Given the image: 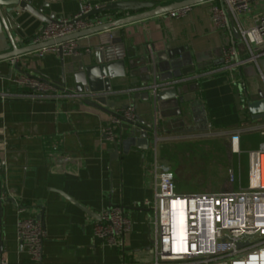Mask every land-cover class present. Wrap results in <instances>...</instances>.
Here are the masks:
<instances>
[{"label": "crops", "instance_id": "crops-1", "mask_svg": "<svg viewBox=\"0 0 264 264\" xmlns=\"http://www.w3.org/2000/svg\"><path fill=\"white\" fill-rule=\"evenodd\" d=\"M110 1L118 0H49L51 6L45 8V13L53 11L56 19H61L78 13L86 2ZM150 1L164 5L180 0ZM6 10L0 6V54L12 49V40L18 47L35 43L45 26L44 21L27 11ZM262 10L264 2L254 5L253 11L242 16L241 21L248 26ZM113 13L116 18L123 15ZM122 30L127 75L112 79L114 91L109 96L116 103L113 112L133 105L142 128L144 122L155 123L161 137L175 133L194 137L212 132L229 137L228 133L242 128L264 127V119H252L246 107L247 101L258 99L259 91H264V81L252 64L231 73L206 74L198 84H183V103L158 100L156 110L151 98L134 97L135 93L148 92L147 76L155 61L149 47L154 52L180 45L187 47L196 60L195 72L210 71L221 64L223 49L238 41V37L233 30L216 28L209 2L192 6L183 17L167 13L129 24ZM102 35L81 37L77 39V47L92 51L100 45ZM64 62L67 72L70 55H64ZM17 64L21 70L10 59L0 61V181L1 192L6 196L0 214L2 254L12 263L27 262L28 255L17 240L16 224L20 218L41 217L38 220L46 230L45 262H117L122 249L99 238L94 226L105 208L118 204L134 221L131 233L125 237V251L128 256L144 261L149 257L150 238L148 211L143 204L152 198L154 191L150 178V140L144 146L133 145L127 154L112 159L114 142L104 133L112 113L86 105L73 96L75 93L54 98L33 96L36 94L33 89L14 82L20 74H27L54 83L58 92L64 93L72 82L68 78V86L62 84L63 65L58 51L27 53L18 57ZM126 127L123 125V137L117 138L120 142L132 135L141 136V131L131 134ZM239 140L241 149L244 145V151H248L258 148L262 136L259 132L242 133ZM166 143L169 142L160 144L159 158Z\"/></svg>", "mask_w": 264, "mask_h": 264}, {"label": "built area", "instance_id": "built-area-1", "mask_svg": "<svg viewBox=\"0 0 264 264\" xmlns=\"http://www.w3.org/2000/svg\"><path fill=\"white\" fill-rule=\"evenodd\" d=\"M210 13L216 28L226 32L232 26L238 30V41L228 44L222 52L220 65L206 72H195L170 79L160 80V72L153 61L146 90L157 101L161 88L183 85L188 82L198 84L199 79L209 73L233 72L248 64L256 67L264 81V73L259 61L264 58V10L255 14L251 24L244 25L241 17L251 13L254 5L264 0H210ZM100 4L86 2L78 13L59 19L44 26L34 39L35 43L61 38L81 30L91 28L116 18L113 12L100 17H84ZM192 7H184L170 12L174 17H183ZM77 39L62 44L65 55H70L77 47ZM58 51V45L42 50ZM149 50L154 59V51ZM155 60V59H154ZM12 65L18 63V57L10 59ZM14 82L33 89V96L54 98L60 95H72L67 90L58 92L54 83L27 74H20ZM4 95V94H3ZM102 93H75L73 96L83 101L100 96ZM123 125L132 131H142L135 107L128 105L114 111L107 126L105 136L113 141L123 137ZM120 129V130H119ZM149 140L152 152L151 183L153 196L146 200L143 207L148 211L150 253L144 261L132 258L125 251V237L131 233L134 221L126 214L122 205L105 208L96 221V235L120 249L121 259L108 263L84 264H264V127H248L230 132L231 150L238 157L242 154L240 134L259 132L262 136L258 148L247 151V185L242 184L240 165L231 166L227 171L230 188L217 192H180L177 190L176 174L173 167L163 166L159 158L162 142L184 141L191 138L189 133H175L167 137L159 136L155 123L150 126ZM6 196L0 193V209ZM17 240L28 255L27 262H10L0 252V264H50L43 258V241L46 230L36 218H20L16 224ZM3 225L0 219V239Z\"/></svg>", "mask_w": 264, "mask_h": 264}, {"label": "water", "instance_id": "water-1", "mask_svg": "<svg viewBox=\"0 0 264 264\" xmlns=\"http://www.w3.org/2000/svg\"><path fill=\"white\" fill-rule=\"evenodd\" d=\"M208 1L210 0H180L164 5L157 4L155 1L150 0L110 1L101 4L99 8L93 9L84 17L98 18L101 14L108 12H119L123 15L61 38L27 44L21 47H18L12 40V49L5 53H1L0 61L39 51L53 45H58V54L61 57V63L63 65L62 84L64 86H68V78L71 79L72 82V85H69L67 91L70 93H102L100 96H96L91 99H84L83 102L86 105L114 114L112 110L116 108V103L114 101H110L109 96V94L114 91L112 79L125 77L127 75L126 49L124 42L125 36L122 28L135 22L165 15L184 7H192ZM0 6H5L7 8L6 11L10 13L27 11L41 21H44L45 26L59 20L56 19L55 12L51 11L49 14L45 13V8L51 6L49 0H0ZM232 29L235 37H238L239 33L235 25L232 26ZM98 33H103L101 36V42L100 45L95 46L92 51L82 50V52L77 53L76 48L72 49L70 54V67L66 72L64 62L65 53L62 44ZM154 53V59L156 61L157 70L160 72L161 81H168L183 75L193 74L196 71V60L194 55L191 50L183 45L168 47ZM259 64L264 73V58L259 61ZM15 68L17 70H21L18 64L15 65ZM149 79L148 75L147 80ZM259 96L260 97L258 99L249 100L246 103L247 110L251 114L252 119H264L263 90L259 91ZM134 97L144 100H148L150 98L148 92L135 93ZM158 100H169L173 103H183L184 98L182 85L161 88ZM127 106L128 105L125 107ZM144 123L146 125L141 131L140 137L132 135L123 139L122 142L117 139L114 140V147L110 151L112 159H117L121 155L127 154L133 145L138 144L139 146H144V143H149V129L151 124L146 122ZM226 139L231 142L230 137H227ZM0 193H2L1 181ZM63 195L87 213L90 212L87 208L79 204L67 194L63 193ZM2 213L3 207L0 209V214L2 215ZM99 218L100 216H98V219ZM38 219H41V217ZM2 251L3 241L0 239V252Z\"/></svg>", "mask_w": 264, "mask_h": 264}, {"label": "rangeland", "instance_id": "rangeland-1", "mask_svg": "<svg viewBox=\"0 0 264 264\" xmlns=\"http://www.w3.org/2000/svg\"><path fill=\"white\" fill-rule=\"evenodd\" d=\"M217 132L166 143L160 151L163 166L173 167L177 190L217 192L230 188L227 171L240 165L242 184L247 185L248 157L244 145L241 158L232 154L230 142Z\"/></svg>", "mask_w": 264, "mask_h": 264}]
</instances>
